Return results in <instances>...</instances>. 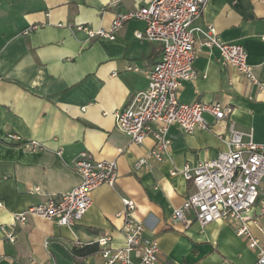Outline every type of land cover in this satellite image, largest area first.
Instances as JSON below:
<instances>
[{
    "label": "crops",
    "instance_id": "1",
    "mask_svg": "<svg viewBox=\"0 0 264 264\" xmlns=\"http://www.w3.org/2000/svg\"><path fill=\"white\" fill-rule=\"evenodd\" d=\"M146 3L0 0V225H11L14 214L76 188L81 178L73 162L82 153L118 163L115 187L95 189L81 221L67 227L29 217L15 228L16 243L0 240V264H29V258L37 264H101L100 238L111 237L112 248L125 245L120 214L126 198L136 203L134 218L158 238L159 264H256L255 252L230 224L216 221L202 228L193 221L186 227L174 220V211L194 188L172 173L227 151L232 125L264 144V0H209L195 21V28L213 26L223 41L242 45L261 85L223 62L216 48L200 46L197 32L196 78L183 83L180 100L220 103L233 113L224 121L205 114L210 129L193 134L171 126L170 154L163 161L151 156L153 137L134 144L116 119L148 88L162 44L136 38L146 29L140 20L125 23L115 41L79 29H109L117 14ZM135 66L138 71L131 69ZM9 134L22 141H9ZM31 141L42 149L28 148ZM84 247L93 253L75 254Z\"/></svg>",
    "mask_w": 264,
    "mask_h": 264
},
{
    "label": "built area",
    "instance_id": "2",
    "mask_svg": "<svg viewBox=\"0 0 264 264\" xmlns=\"http://www.w3.org/2000/svg\"><path fill=\"white\" fill-rule=\"evenodd\" d=\"M208 1L147 0L139 10L117 14L109 29L94 32L79 27L87 30L91 38L115 41L125 23L140 20L146 23V29L137 32L136 38L162 44V57L149 72L148 88L134 95L116 115L118 128L129 136L132 143L141 144L148 137L156 140L151 156L158 161L170 154L168 132L171 126L193 134L197 130L210 129L205 114L224 121L233 113L231 108L220 103H184L180 100L183 83L196 78L197 32L202 35L200 46L216 48L223 62L237 68L248 81L260 84L242 45L223 41L213 26L207 29L194 27ZM131 69L139 70L136 66ZM8 140L22 141L16 134H9ZM226 142L228 150L220 152L216 158L197 165L187 164L181 170L173 171V175H183L194 188L184 204L174 211L173 218L186 227L193 221L202 228L216 221L230 224L236 235L255 252L256 264H264V144L256 143L252 133H243L233 125ZM26 146L33 150L42 149L37 141L28 142ZM73 166L81 178L80 184L58 199L51 198L44 204L14 214L13 224L0 225L1 241L16 243L15 228L24 225L31 216L73 227L91 207L95 189L102 185H116L117 161H99L82 153L74 160ZM123 205L120 216L124 217L125 245L112 248L111 237L100 238L97 244L101 248V264H159L158 238L149 235L146 225L134 218L137 206L133 200L123 199ZM252 226L260 236L253 232ZM2 259L0 257V262ZM28 262L37 264L33 258Z\"/></svg>",
    "mask_w": 264,
    "mask_h": 264
},
{
    "label": "trees",
    "instance_id": "3",
    "mask_svg": "<svg viewBox=\"0 0 264 264\" xmlns=\"http://www.w3.org/2000/svg\"><path fill=\"white\" fill-rule=\"evenodd\" d=\"M74 252L77 255H83V256L93 253L90 247H84L82 249L75 250Z\"/></svg>",
    "mask_w": 264,
    "mask_h": 264
}]
</instances>
